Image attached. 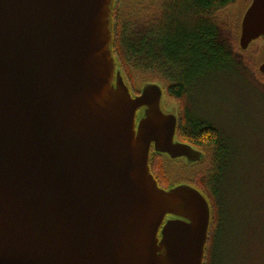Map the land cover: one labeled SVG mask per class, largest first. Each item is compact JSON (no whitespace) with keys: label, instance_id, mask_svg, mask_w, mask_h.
<instances>
[{"label":"water","instance_id":"95a60500","mask_svg":"<svg viewBox=\"0 0 264 264\" xmlns=\"http://www.w3.org/2000/svg\"><path fill=\"white\" fill-rule=\"evenodd\" d=\"M115 1L0 0V264H204L211 201L160 186L150 156L206 154L177 139L160 84L125 82ZM247 2L244 51L264 39V0Z\"/></svg>","mask_w":264,"mask_h":264},{"label":"trees","instance_id":"16d2710c","mask_svg":"<svg viewBox=\"0 0 264 264\" xmlns=\"http://www.w3.org/2000/svg\"><path fill=\"white\" fill-rule=\"evenodd\" d=\"M122 1L116 0L113 9L112 48L117 68L133 94L140 93L146 83L157 82L167 97L182 100L191 96L208 67L226 62L257 72L254 55L237 46L240 21L227 14V6L236 0H161V14L143 21L134 13V6L151 13L157 0L152 4ZM176 137L202 147L205 159L188 163L153 149L152 173L162 187L189 183L209 196V184L220 179L228 162L229 145L223 134L208 122L191 119L185 108ZM212 225L204 264H208Z\"/></svg>","mask_w":264,"mask_h":264},{"label":"rangeland","instance_id":"374dc122","mask_svg":"<svg viewBox=\"0 0 264 264\" xmlns=\"http://www.w3.org/2000/svg\"><path fill=\"white\" fill-rule=\"evenodd\" d=\"M160 1L151 13L140 6H134V13L142 21L156 17L162 12ZM247 1L236 0L231 14L239 18ZM263 51L264 39H260L248 52L260 58ZM260 74L226 62L208 67L190 97L164 96L165 108L177 111L179 102L191 119L218 128L229 145L222 176L209 184L213 225L208 264H264V77Z\"/></svg>","mask_w":264,"mask_h":264},{"label":"flooded vegetation","instance_id":"af4514ba","mask_svg":"<svg viewBox=\"0 0 264 264\" xmlns=\"http://www.w3.org/2000/svg\"><path fill=\"white\" fill-rule=\"evenodd\" d=\"M227 14L229 15V16H231V17H235V14H231V13H229V12H227ZM235 19H237L236 17H235ZM237 34V33H236ZM236 40H237V35H236ZM238 46V45H237ZM239 48V47H238ZM255 56V55H254ZM253 59H254V57H253ZM255 61V60H254ZM256 64V63H255ZM255 70H256V68H255ZM257 71V70H256ZM258 72V71H257ZM256 72V73H257ZM258 74H260V73H258ZM262 77H264L262 74H260ZM165 97H167V96H165ZM171 98V97H170ZM172 99L173 100H178L177 98H175V97H172ZM166 101V98H165V100L163 101V103H164V106L166 105L167 106V103L165 102ZM178 106H179V108L177 109V111H175V113H176V115H177V117H178V123L180 122V117H181V114H182V112L184 111H181V104L178 102ZM153 150V149H152ZM204 153H205V151H204ZM206 154V153H205ZM181 158H183V157H181ZM183 159H185V157L183 158Z\"/></svg>","mask_w":264,"mask_h":264},{"label":"bare ground","instance_id":"6f19581e","mask_svg":"<svg viewBox=\"0 0 264 264\" xmlns=\"http://www.w3.org/2000/svg\"><path fill=\"white\" fill-rule=\"evenodd\" d=\"M209 197V196H208Z\"/></svg>","mask_w":264,"mask_h":264}]
</instances>
